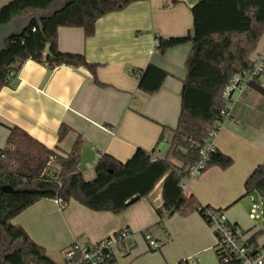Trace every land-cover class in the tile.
<instances>
[{"label": "crops", "instance_id": "1", "mask_svg": "<svg viewBox=\"0 0 264 264\" xmlns=\"http://www.w3.org/2000/svg\"><path fill=\"white\" fill-rule=\"evenodd\" d=\"M13 0H0V8ZM166 0L134 3L122 11L100 18L95 34L87 38L81 28H59L58 50L84 55L98 64L94 83L86 68L53 67L27 61L12 86L0 90V150L6 146L10 128L19 127L47 148L67 155L81 136L79 171L88 180L103 154L128 161L137 149L155 151L165 158L172 131L181 112V91L186 78L185 63L191 44L168 50L155 49L157 38L188 34L193 26L191 8L200 0ZM264 53V36L251 56L254 62ZM152 64L168 77L160 91L148 95L139 89L143 72ZM264 87V78L259 79ZM69 133L59 142L61 126ZM164 128L166 130H164ZM165 138L160 142L161 135ZM214 147L233 160L222 170L207 169L189 183L187 194L201 205L225 212L250 244L264 246V199L244 197L245 182L264 163V96L252 87L235 102L214 140ZM95 177V176H94ZM163 181L154 191L120 214L95 212L76 201L61 210L56 200H41L17 216L12 223L25 229L56 263L75 241L97 243L123 229L136 236L135 248L117 255L112 264H179L198 258V264H219L216 239L199 213L167 218L158 228L157 210L162 208ZM260 206L261 217L249 218L252 205ZM149 233L160 245L152 250L144 239ZM256 235L255 241L251 238Z\"/></svg>", "mask_w": 264, "mask_h": 264}, {"label": "trees", "instance_id": "2", "mask_svg": "<svg viewBox=\"0 0 264 264\" xmlns=\"http://www.w3.org/2000/svg\"><path fill=\"white\" fill-rule=\"evenodd\" d=\"M144 1L148 0H13L4 5L0 8V26L28 13L40 16L7 40L6 50L0 55V90L13 85L29 60L54 68L64 65L86 68L94 83L104 86L97 77L98 64L89 63L84 55L58 50V29L81 28L89 38L95 34L100 18ZM175 4L178 1L166 0L165 7ZM191 13L193 26L187 35L157 38V51L161 55L182 45L192 46L185 63L181 112L165 158L153 159L156 150L144 149H137L126 162L103 154L95 166V178L86 180L78 168L81 136L70 153L61 155L21 128H10L6 146L0 150V226L4 231L0 264H56L24 228L12 223L41 200H59L61 210L76 201L95 212L120 214L132 206L130 201L147 198L163 181L164 204L157 210L159 224L175 214L188 217L196 212L206 221V212L212 208L201 205L194 195L185 194L180 182L199 162L208 133L223 121L222 112L227 105L222 98L225 88L236 74L253 65L250 58L264 36V0H200ZM48 45L52 46L50 58L45 55ZM167 77L164 70L150 64L141 76L139 89L148 95L156 94ZM250 86L264 96L259 81ZM69 132L68 127L61 126L59 142ZM164 138L162 134L160 142ZM206 163L207 169L226 170L233 160L215 149ZM6 186L13 191L3 193L1 189ZM253 194L264 199V163L245 182L244 197ZM255 238L256 235L251 241ZM217 257L220 263L222 259Z\"/></svg>", "mask_w": 264, "mask_h": 264}, {"label": "built area", "instance_id": "3", "mask_svg": "<svg viewBox=\"0 0 264 264\" xmlns=\"http://www.w3.org/2000/svg\"><path fill=\"white\" fill-rule=\"evenodd\" d=\"M155 49L159 41L155 40ZM264 78V53L253 62L247 71L236 74L225 88L222 98L226 101V109L222 112L223 121L230 115L232 105L239 101L251 83ZM222 122L217 129L211 130L201 146L199 162L190 168L189 175L182 179L180 187L187 194L189 183L200 177L207 170V161L215 151L214 140L217 137ZM157 157H153L156 159ZM59 204L60 201L56 200ZM166 213L163 212V215ZM261 217L260 206L252 205L249 215L251 220ZM206 223L212 229L216 239V253L221 257L219 264H264V246H254L245 238L241 229L230 223L225 212L210 209L206 212ZM144 239L151 249L159 248L158 243L149 233L144 234ZM136 246V236L129 229H123L115 235L97 243L81 242L75 240L64 252L62 264H109L117 255L131 252ZM182 264H198V258L184 260Z\"/></svg>", "mask_w": 264, "mask_h": 264}, {"label": "water", "instance_id": "4", "mask_svg": "<svg viewBox=\"0 0 264 264\" xmlns=\"http://www.w3.org/2000/svg\"><path fill=\"white\" fill-rule=\"evenodd\" d=\"M40 16L39 13H28L23 16H19L8 22L7 24L0 26V55L6 50V42L9 40L13 35L22 32L29 22L37 17ZM52 46L48 45L45 50V55L47 58L52 57ZM3 193H11L13 190L11 187L6 186L1 189ZM138 197L134 198L132 201L129 202L130 205H133L135 202L138 201ZM4 231L0 226V242L3 239Z\"/></svg>", "mask_w": 264, "mask_h": 264}, {"label": "rangeland", "instance_id": "5", "mask_svg": "<svg viewBox=\"0 0 264 264\" xmlns=\"http://www.w3.org/2000/svg\"><path fill=\"white\" fill-rule=\"evenodd\" d=\"M95 176V175H94ZM94 176H92L91 178H89L88 180H93L95 177ZM159 226H158V228L160 229V230H162V228H163V226H162V224H158ZM159 245V244H158ZM160 246V245H159ZM217 262H215V264H216Z\"/></svg>", "mask_w": 264, "mask_h": 264}]
</instances>
